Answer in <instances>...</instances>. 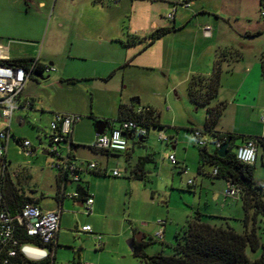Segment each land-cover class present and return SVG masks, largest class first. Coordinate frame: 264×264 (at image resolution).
I'll return each instance as SVG.
<instances>
[{"label":"rangeland","instance_id":"rangeland-1","mask_svg":"<svg viewBox=\"0 0 264 264\" xmlns=\"http://www.w3.org/2000/svg\"><path fill=\"white\" fill-rule=\"evenodd\" d=\"M39 1L0 0V44L6 47L11 46L14 50L27 51L36 58L40 57L46 65L54 68V71L42 74L41 86L36 89L38 91L36 92L38 107L35 110L17 111V115L22 116L26 122L22 126L16 123L13 125L17 136L29 139L39 148V158L27 159L19 153L18 144L13 139L11 140L9 156L12 159V166H9V170L21 172V186L25 190L37 189L38 193L43 192L46 195L52 192L51 186H54L56 173L49 167L52 157L44 154L42 148L49 143V138L45 136L44 132L50 134V120L56 113V108L75 112L81 117L82 122L91 120L95 116L92 126L90 125L95 131V123L98 121L96 117L116 120L121 100L128 104L140 98L141 106H146L148 100H153L162 112L164 124L171 126V115L169 116L165 112V108L171 107L174 110L177 105L180 111L181 106L174 90L168 95L170 88H168L167 77H171L170 86L172 83L182 81L183 70L187 69L191 63L193 42L195 41L197 46L202 47L209 45V40L203 38L202 29H200L203 25L216 30L214 40L221 47L239 50L243 61L258 62V66L261 67V61L264 59V16L262 15L264 0L261 2L260 0H191L189 10L179 8L177 13L178 20L186 18V22L190 21L189 28L167 35L156 46L150 44V34L156 30L154 29L157 28L156 26H173L172 21H169L167 17L172 13L174 5L179 0H120L118 3H110L108 0L104 2L44 0L45 7H40ZM134 13L136 14L134 15ZM61 24L62 26H60ZM135 30L139 33L135 39L138 42H136V46L129 42L130 36H134ZM257 32H261V34L250 36ZM71 41L77 44L80 53L87 56L88 59L70 61L68 65L60 66V61L68 54ZM135 49L136 52L140 49L148 51L133 57V66L129 70L127 69L130 81L123 86L119 85L118 90L115 82L120 79L122 71L118 72L110 81L92 77L85 78L95 74V62L93 61L95 57L125 58L135 52ZM49 56H54L57 65H49L51 62L47 59ZM195 62H197L196 58ZM143 63L148 64L149 67L143 68ZM61 75L64 76V80H61ZM69 76H74L77 82L67 80ZM234 83L233 80L228 81V87L226 86V90L223 92L224 95H230L229 86ZM176 90L180 95H183L186 104L190 107L191 114L203 124L206 117L205 107H197L191 102L187 84L181 83ZM134 95L138 97L132 99ZM259 102L263 104V111L264 90L262 89ZM227 112H230V115L223 120L224 124L233 125V121L235 123L240 121V119L234 120L233 108ZM256 112L257 109L253 112L254 117ZM112 122L115 123L114 125L118 123L117 121ZM110 127H112V123H110ZM110 127L106 129L109 130ZM190 127L191 125H188V128ZM169 131L167 129L165 134H168ZM161 132V130L151 127L149 129L150 140L145 145L135 148L136 156H148L160 163V168L163 169L162 174L157 173L154 161L148 163L150 173L142 181V185L148 189V197L152 195V190L155 191L153 196L159 204L156 206L146 204L145 208L140 204L135 205L133 215L127 216V224L130 222L132 224L136 222L149 223L153 219L166 218L168 210L177 220L183 221L185 226L197 211L203 213L207 222L214 224L217 222V217L210 215L216 216L232 212L238 219L233 220L232 226L237 231L244 230V210L237 208L241 200L235 202L234 199L225 196L215 200L212 191L208 190L211 185L210 180L198 174L195 160H197L199 148L193 137L190 138V142L188 140V144L190 143L188 150L190 160L194 162L195 168L190 171L189 177L182 178L183 174L179 169L174 165H169L166 160L164 149H167L165 148L167 145L158 138ZM183 132L186 135L189 134L187 129H184ZM236 134H240L235 141V144L239 145L243 141V134ZM39 136L43 139V145L39 142ZM136 141L137 138H133L129 140V144L132 146ZM209 148L212 149L211 144H209ZM43 157H46V161ZM206 171L212 172V168L208 166ZM171 173H174L176 177L172 200L168 206L161 205L160 203L168 201L165 195L169 196L172 190L170 186ZM188 178H196L200 181L205 179L206 185L203 190L199 187L194 193V190L189 189L185 184ZM254 180L256 184L263 185L264 191V152L261 148L257 152ZM133 216H137V219H134ZM259 226L258 233L261 236V242L264 243V222H259ZM175 240V235L169 230L165 243L154 240L151 234L146 237L149 249H154L157 254L162 251L165 254L170 253L171 245L166 243L173 245ZM261 253L262 248L256 252L247 250V256L251 260L259 258ZM140 259L138 258L136 263L145 264L144 260L142 262ZM57 264H65V261L58 259Z\"/></svg>","mask_w":264,"mask_h":264},{"label":"crops","instance_id":"crops-1","mask_svg":"<svg viewBox=\"0 0 264 264\" xmlns=\"http://www.w3.org/2000/svg\"><path fill=\"white\" fill-rule=\"evenodd\" d=\"M95 1L104 2L106 0H95ZM119 1L120 0H118V2ZM150 1H154V0H150ZM108 2L110 1L108 0ZM38 5L40 7H45L46 4L44 0H40ZM189 9H185V10H189ZM177 13L175 19L172 21L173 24L172 27L160 25V26H156L157 28L154 29L165 28V27L175 29L174 31L168 33L167 35L175 34L179 31H184L188 29L189 28L188 24L190 23V21L186 22L187 21L186 18L178 20ZM135 14L136 13H134V15ZM60 26H62V24ZM203 27H206V25H203L200 29H202ZM138 34L139 33L135 30L133 34L134 36H130L129 39L130 44H134L136 46L138 42L137 40L135 41V39L138 37ZM215 34H216V30L212 29L211 36L209 38H206L204 37L202 32L203 38L209 40V45L207 47L197 46L196 42L195 41L193 42L191 48V58H190L191 63L187 69L184 68L182 81L178 83H172V86H170L171 77L170 76L167 77L168 88H170L168 95L172 90H174L178 101H180L178 103L181 106L180 111L178 110L177 105L174 108V110L171 107L165 108V112H167L169 116L171 115L170 117L171 126H167L164 124L162 112L157 108L155 101L148 100V105H146L151 107L155 111V115L158 116L160 125L163 126L165 129L157 128V127L156 128L163 132H166L167 129L168 131L171 130L169 131L168 134L166 133V135L171 140L169 142H165V145H167L165 148L167 149H164V155L167 157L166 160L168 164L174 165L179 169L180 173L183 174L182 178H184V176L189 177L190 171H192V169H194L195 167L199 174V168L201 166L200 149L196 158L197 160H195L196 166L194 167L193 164L194 162H192V160H190L189 157L188 147L190 148V146L188 145H190V143L188 144V140L190 142V138H192V130L204 129L206 123V117L203 124H201V122H198V120L191 114L190 107L186 104L183 95L182 94L180 95L176 90V88L181 83H185L188 85V82L193 76H210L213 72L215 61L218 59L219 56L223 58V62H222L223 73H222L221 87L219 89L218 97L219 100L226 103V108L215 130L223 133L226 132L241 133L246 136H261V137L264 136V123L261 120V118L264 115V108L262 111L263 104H260L259 102V95L261 89L264 90V81L261 75L262 61L264 59L261 58L262 59L261 67L258 66L259 65L258 62L247 63L245 62V60L243 61V56L239 50H234L232 48L231 49L223 48L220 46V44H218V42H215L214 40ZM167 35L154 41L153 42L154 46L160 44V42H162V40ZM100 43L101 42L99 41V44ZM0 47H2L0 53L1 59L34 58V59H38L40 63L46 65L45 62L41 60L40 57L36 58L35 56H33V54H30L27 51L25 52L24 50L21 49L14 50L11 48V46L6 47L1 44ZM68 50L69 51L67 56L60 61L61 62L60 66L62 65L66 66L70 61H77V60L84 61L85 59H88L87 56H84L83 54L80 53L77 44H75L74 41H71L69 43ZM147 51L140 49L139 51L136 52L135 49V52H133L130 55H127V57L125 58L123 57L115 58L114 56H107V57L97 56L95 57V59H93V61L95 62V70H94L95 74L93 76H86L85 78L92 77L98 80L110 81L114 79L115 75H117L118 72L122 71L120 75V79L115 82L118 90L119 85L123 86L124 84H126V82L130 81V74L128 73L127 69L129 70L133 66V61H134L133 57H136L139 53L145 54ZM237 53L240 56L237 55ZM195 58L197 62H195ZM47 59L51 61L49 63L50 66L57 65L56 61H54V56H49V58ZM147 65L148 64L143 63L142 67L143 68L149 67ZM49 68L50 71L45 70L44 72L54 71V68L51 67ZM63 75H61L60 77L61 80H64ZM40 79L43 80V76H41V78H37L36 76L32 77L27 82L24 91L19 98V103L22 106L17 111L35 110L36 107H38L37 104L38 96L36 95V92L38 91L36 89H38V87L41 86ZM67 80L77 82V79L74 78V76H69ZM229 80H233L235 83L229 86V89L231 90L230 95H224L223 92L224 90H226V86L228 87ZM134 97H138V96L134 95L132 99H134ZM28 101L32 103V107L30 108L26 106V103ZM140 101L141 99L138 98L127 104L125 102H122L121 100L118 106V117L116 118V120H112V121L118 122L120 105H125L128 107L132 105L139 106ZM174 106H175V101H174ZM231 108H233L234 120L237 121V119H240V121H238V123H235L233 121L234 123L233 125L228 123L224 124L223 120H225L226 116L230 115L229 114L230 112L227 111L230 110ZM255 109H257V112L254 117L253 112L255 111ZM17 111L14 115V120L12 124V135H13L12 139L18 144L17 138H22V137L16 135V132L13 130V125L14 123H16L17 125L22 126L26 121L22 116L17 115ZM204 111L206 112V108L204 109ZM55 112L64 113V114H75V112L64 111L59 108H56ZM260 115L262 116L261 118ZM52 119L50 121H52ZM93 119L95 120V116H93ZM93 119L91 120L89 119L88 121H83V122L80 119L79 122H77L73 126L72 142L74 144V147L72 150V156L79 161L98 163V169L96 171L87 170L81 174V182L79 184L74 182L73 183L68 182L64 186L65 188L64 192L65 194H68L78 190L79 185H81L83 188L80 189L81 195L78 199H71L64 196L62 189L63 184L58 185L57 183V177L59 176V173L53 168L52 169L55 170L56 174L54 176V183H53L54 186H51L52 189L51 194L46 195L43 192L38 193L37 189L25 190L24 188H22L21 186L22 180L20 176L21 172L19 173L16 170H11V171L9 170V166L10 165L12 166V159L9 156L10 143L12 139L8 143L7 153L5 157L8 168L7 169L8 177L10 178L12 183L21 191V193H23L26 197L31 198L42 209L61 210L60 229L57 235V240L54 245V252H53L54 264H57L58 259L64 260L65 264H137L136 262L138 257H136L133 254V250H132L133 242H136L137 244H143L145 246L144 251L148 256L157 255V252L154 249L151 248L149 249L148 243L146 242V237L149 234H151L153 239L156 240L154 238V235L158 230V226L156 224L157 220L160 219L166 220L165 237L164 240L162 241L164 243L167 238L168 230L169 232H171L173 235L176 236L177 233H179V231L183 227H185V224L183 221L181 222L177 220L175 217H173V214H171L169 210L167 211L166 218H157L155 220L153 219L149 223L136 222L132 224V222H130V224H127L128 221L127 216L133 215V208L135 207V205L140 204L145 208L146 204H149L151 206H156L159 204V202H156L155 196H153L155 191L152 190L151 192L152 195L148 197L147 187L142 185V181L135 180L132 176V169L136 163L137 158L145 157L142 155L136 156L135 148L136 146L140 147L141 145H145V143L150 140V133L148 131V135L146 136V139H144V141L137 140L136 142H133L132 146L128 142V149L124 152H103L92 147L95 138L97 136L96 130L93 131L91 127L92 126L91 124L93 123ZM96 119L98 121L103 120L104 122L105 120H108L109 122L111 121L109 119H104V118L99 119L97 117ZM112 121L110 122L112 123V126H117L119 124V122L118 123L116 122L117 124L114 125L115 123H113ZM188 125H191V127L188 128ZM184 129H187V131L189 132L188 135H186V133L183 132ZM44 134L46 137L49 138L48 136L49 133L44 132ZM205 136L210 142L212 138L211 135L206 134ZM22 139L30 141L29 139L26 138H22ZM131 139L132 138H130L129 140ZM39 142L41 145H43V139L40 136H39ZM244 142L245 141L239 143V145L243 144ZM209 144L207 145L206 149L208 152H213L214 148L212 146V149H210ZM32 145L35 148V154L32 157L25 156L27 159L39 158L38 156L39 148L33 143ZM49 145H50V141L47 144V146ZM85 145H89V146H85ZM47 146H44L42 148L43 153L46 155H48ZM62 150L67 151L66 147H62ZM19 153H20V147H19ZM171 154H174L175 156L174 163H172L168 159L169 155ZM43 158L46 161V157ZM152 161H154L156 170H158L157 173L159 172L162 174L163 169L160 168V163L155 162V160L153 159ZM28 163L30 164V162ZM208 166L209 165H204L205 173L207 174L204 175V177L209 179L211 183V185L208 187V190L212 191L215 200L220 199V197L224 198L223 192L226 187V182L221 178H216L211 176L210 175L211 172L206 171V168ZM115 169H118L122 172L121 177H114L112 175V171ZM145 171H146V177H148V174L150 173V168L148 167V164L145 166ZM26 178H28V176H26ZM175 179H176L175 174L171 173L170 186L172 190L169 196L165 195V197L168 198V201L160 203L161 205L168 206L169 203H171L173 196L172 191L175 190L174 189ZM189 180L194 181V186L188 185ZM199 181L200 180L196 178L193 179L188 178L186 179L185 184L188 185L189 189L194 190L195 193L197 188L199 189L200 187L203 190V188L205 187L204 185H206L205 179H201V181L200 182ZM166 185L168 186L169 184ZM202 190H200V192H202ZM88 198L93 199V205L90 214H87L85 212L86 210L85 202ZM234 200L235 202H238V200L241 199H234ZM237 208H241V210H243L242 201L239 203V205H237ZM234 215L235 214L231 212L228 214H219L216 216L213 215L210 216L221 219L223 218V220L220 219L222 223L227 222L230 226H232L233 220H238L237 218H235L236 215L235 216ZM133 217H135L134 219H137V216H133ZM218 220L219 219L216 220L217 221L216 223L219 222ZM85 226H90L92 228V232H83L82 228ZM239 232H243V230ZM97 235L102 236L103 246L101 248L96 247V244L98 242L96 238ZM166 244L172 246V244L169 243ZM162 253H164V251H162ZM140 260L142 261L143 259ZM144 263L147 264L146 260H144Z\"/></svg>","mask_w":264,"mask_h":264},{"label":"built area","instance_id":"built-area-1","mask_svg":"<svg viewBox=\"0 0 264 264\" xmlns=\"http://www.w3.org/2000/svg\"><path fill=\"white\" fill-rule=\"evenodd\" d=\"M116 3L118 0H109ZM191 0H179L174 5V10L167 17L169 21L175 19L179 8L189 9ZM264 16V10L262 11ZM204 37L209 38L212 28L206 26L202 28ZM2 47H0L1 53ZM1 59V58H0ZM9 59V58H6ZM37 60L33 63L29 70L21 68H13L10 66L0 65V264H24L27 261L45 262L54 264L53 252L57 235L60 229L61 210H44L36 204H26L19 212L13 214L7 210L3 197L1 184L7 173L6 153L9 141L12 139V124L16 111L22 106L19 98L24 91L27 82L35 76L34 70ZM50 71V68H46ZM28 108L31 102L26 103ZM153 109L149 106H137L135 112L142 117L141 121L127 119L112 126L111 129L97 135L93 144V148L103 152H124L128 149L130 138H144L148 135L149 128L146 126L148 114ZM81 117L76 114L55 113L50 122V145L47 154L52 157L50 167L58 171L59 174L65 176L63 184L64 196L71 199H78L81 195L79 190L65 194L66 180L70 183H80L81 174L87 170L96 171L98 163L79 161L72 156L73 142L72 132L73 126L79 122ZM264 123V115L261 118ZM203 129L192 130V137L195 144L200 147H206L209 143L215 149H219L224 144V139L212 137L209 142ZM159 139L163 142H169L171 139L161 132ZM20 147V153L26 157H32L35 154V148L28 140H23ZM62 147H66L67 151H63ZM257 141L249 139L240 144L236 150L237 159L247 165H254L257 159ZM169 161L175 162L174 154L169 155ZM212 176L217 175V169H213ZM114 177H121L122 172L118 169L112 171ZM67 182V183H68ZM189 186H194V181H188ZM223 195L227 198L240 199L241 189L231 182H226ZM93 199L88 198L85 202L87 214L91 213ZM158 230L154 235L157 241H163L165 237L166 220L160 219L156 222ZM83 232H92L90 226L82 228ZM25 238L34 239V242L26 241ZM98 242L97 248H101L102 236H96Z\"/></svg>","mask_w":264,"mask_h":264},{"label":"trees","instance_id":"trees-1","mask_svg":"<svg viewBox=\"0 0 264 264\" xmlns=\"http://www.w3.org/2000/svg\"><path fill=\"white\" fill-rule=\"evenodd\" d=\"M174 30V28L169 27L156 29L149 37L150 44H153L154 41ZM260 34L261 32H257L250 36ZM237 55L239 54L237 53ZM35 61L36 59L34 58L0 59V65L29 70ZM222 62L223 58L219 56L215 61L213 72L210 76H193L188 82L187 92L189 99L195 106L206 108V123L203 129L205 133L210 134L213 138L224 139V144H228V154L224 158L218 155L219 149L214 148L213 152H208L207 146L203 148L198 147L201 156L199 174L203 176L207 175L204 165H209L212 171L213 169H217V175L213 177L221 178L225 182L229 181L241 189L240 199L244 210V230L243 232H239L227 222L222 223L221 220L223 218H217L219 219L218 223H209L204 219L205 216L197 211L193 219L177 233L175 244L170 247L171 251L168 254L160 253L148 256L144 251L145 246L143 244L133 242V254L138 258L146 260L147 264H264V243L261 242V236L258 233L259 222H264L263 185L255 183V164H244L236 157L235 150L239 145L235 144V141L239 138L238 135L240 134L223 133L215 130L226 108V103L219 100L218 97L223 73ZM46 68H49V66L37 60L34 74L42 76ZM261 75L264 81V60L262 61ZM136 108L137 106L134 105L130 107L120 105L118 122L121 123L127 119L141 121L142 117L136 114ZM105 123L107 127H110L108 120H105ZM146 126L148 128L157 127L165 129L160 125L158 116L155 115L154 110L148 114ZM249 139H255L258 146L257 150L261 148L264 152V136L242 135L243 141ZM23 140L22 138H17L18 144L20 145ZM150 162H152V158L148 156L137 158L132 169V176L135 180H145V166ZM211 173L210 175L212 176ZM65 178V176L59 174L57 177L58 185ZM66 181L68 182V180ZM82 188L79 185L78 190L80 191ZM1 189L7 210L13 214L19 212L26 204L37 205L31 198L21 193L8 177V173H6L1 184ZM24 240L35 241L31 238H25ZM259 248H262L261 256L255 260H251L247 256V250L250 249L252 252H256ZM24 264L49 263L27 261Z\"/></svg>","mask_w":264,"mask_h":264},{"label":"water","instance_id":"water-1","mask_svg":"<svg viewBox=\"0 0 264 264\" xmlns=\"http://www.w3.org/2000/svg\"><path fill=\"white\" fill-rule=\"evenodd\" d=\"M37 78H41L40 75L35 74ZM107 124L103 120L96 121L95 123V130L97 135H101L106 131ZM140 141H144L143 138H139ZM228 154V144H223L219 150H218V155L221 158L226 157Z\"/></svg>","mask_w":264,"mask_h":264}]
</instances>
